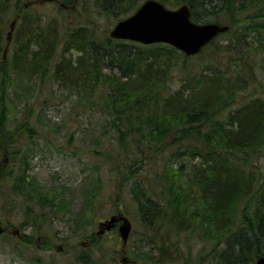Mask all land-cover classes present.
<instances>
[{"label":"trees","instance_id":"trees-1","mask_svg":"<svg viewBox=\"0 0 264 264\" xmlns=\"http://www.w3.org/2000/svg\"><path fill=\"white\" fill-rule=\"evenodd\" d=\"M139 1L134 4V0H118L117 4L124 7L122 17L136 9ZM159 1L173 6L186 3L191 19L198 23L211 21L209 16L218 23L224 20L229 27L226 32L232 31L235 36L227 40L233 43H227L222 50L213 47L214 37L193 55L211 56L209 71L199 70L194 84L181 83L175 91L164 83L166 56L162 54H167V58L178 55L181 52L176 48L164 43L138 46L127 40L113 45L114 39L106 31L103 38L96 40L89 26L70 23L72 18L62 15L49 18L36 11L33 4L29 6L30 0H0V125L6 120L5 104L14 71L42 76L51 73L60 76L64 83L79 87L105 85L104 107L114 117L113 124L121 122L124 130L133 133L128 141L139 157L137 175H142L129 179L133 183V200L150 227L145 236L160 251L158 259L145 253L141 260L162 264L184 261L174 259L173 254L163 256L170 251L168 244L162 245L163 234L174 231L197 233L201 239L220 242L215 246L221 245L220 251L208 264H254L264 254V95L244 99L237 93L242 81L239 75L233 77L224 70L225 54L239 53L244 58L240 72L256 76L250 53L239 45L244 31H238L239 20L235 16L264 0H247L250 4L245 5H237L238 0ZM65 3L60 9L72 11L73 0ZM220 8L223 10L214 11ZM261 15L256 18L261 20V27L259 23L251 27H259L260 48L248 49L264 52ZM10 16H17L14 51L10 60H3ZM67 51H71L72 58ZM261 68L264 72V65ZM97 70L104 75L98 76ZM238 97L241 103L236 105ZM135 127L140 128L138 135H134ZM4 128L0 127V151L4 147L26 163V148L17 143L25 129L30 133L36 130L31 128L29 119L22 118L9 133L10 141L3 142ZM166 155L169 160L160 169L153 168L155 157ZM6 169V163L0 160V192L2 181L9 179L18 184L25 178L24 173L14 176ZM36 197L41 210L49 201L51 208H56L58 204L53 203L58 201L61 205L59 191L53 200H49L50 194ZM90 260L79 259L82 264H94Z\"/></svg>","mask_w":264,"mask_h":264},{"label":"rangeland","instance_id":"rangeland-1","mask_svg":"<svg viewBox=\"0 0 264 264\" xmlns=\"http://www.w3.org/2000/svg\"><path fill=\"white\" fill-rule=\"evenodd\" d=\"M66 1L30 0L29 6L33 4L36 11L49 18L62 15L71 17L70 23L89 26L96 40L103 38V31L108 34L124 14V7L117 4L118 0H73L72 11L61 10L60 6L67 5ZM166 4L175 8L181 3L176 6ZM245 4L250 3L247 0L237 2V5ZM263 6L261 1L252 9L238 12L235 16L239 20L238 31H244L242 37L237 36L241 38L239 45L250 53L249 59L256 76L250 77L240 72L243 70V54H225L224 72L233 77L239 75L242 81L237 93L244 99L264 95V72L261 68L264 65V52L248 49L260 48L257 36L262 34L257 29L261 27V20L256 18L264 13ZM104 8L116 12L108 13ZM219 10L223 9L214 11ZM13 18L10 16L9 23ZM208 20L215 22L213 16H209ZM219 23L224 24L225 21ZM257 24V31L251 28ZM16 26L17 20L12 38L2 54L3 60H10L9 56L14 51ZM232 34V31L218 34L213 47L222 50L227 43H233L227 41L235 37ZM122 41L126 40L114 39L111 43L114 45ZM130 43L141 45L133 41ZM66 54L71 56L72 53L67 51ZM177 54L179 56L169 58L167 54H162L166 56L164 83L172 91L184 82L185 85L187 82L194 84L199 70L203 73L209 71L207 67L211 61V56L206 58L205 54L185 58L182 52ZM73 55L77 57V54ZM96 72L98 76L104 75L102 70L101 73L99 70ZM10 76L8 101L5 104L7 114L3 124L6 127L0 125L4 128L1 132L5 134L3 142L10 141L9 133L22 118L29 119L36 133L25 129L17 143L22 149L26 148L27 164L20 160L18 154L10 155L4 147L0 151V160L7 166L5 171L11 170L14 176L17 172L20 175L24 173L25 176L23 182L19 180L18 184L9 179L2 181L0 218L5 231L0 235V264H82L79 259H91L90 262L94 264H162L141 260L145 259V253L158 259L160 251L145 236L150 227L141 218L133 200V183L129 179L142 176L136 172L139 160L137 151L128 141L133 133L124 130L121 122L113 124L114 117L104 107L102 90L106 91L103 89L105 85L79 87L64 83L60 76L51 73L42 76L40 73L14 71ZM238 99L236 105L241 103V99ZM139 133L140 128H137L134 135ZM11 144L12 147L16 145L14 141ZM168 160L167 155L155 157L152 166L160 169ZM58 191L62 196L61 205L58 201L53 203L58 206L51 208L49 201L41 210L36 196L50 194L49 200H53ZM156 191L159 192V189ZM55 210L58 211L53 212ZM113 213L126 215L131 221L132 228L125 244L116 227L109 231L100 230L99 223ZM163 236L165 240L162 245L168 244L170 250L163 256L173 254L174 259H184L187 264H208L209 259L215 258L221 249V245L215 247L220 242L213 238L201 239L197 233L176 234L173 231ZM184 261L173 264H186Z\"/></svg>","mask_w":264,"mask_h":264},{"label":"water","instance_id":"water-1","mask_svg":"<svg viewBox=\"0 0 264 264\" xmlns=\"http://www.w3.org/2000/svg\"><path fill=\"white\" fill-rule=\"evenodd\" d=\"M10 24L8 39L14 27ZM228 29V25L216 22L197 23L191 19L187 4L170 9L158 0H144L130 15L118 20L109 30V36L115 39H128L142 44L164 42L181 50L186 55L197 53L217 34ZM122 243L125 244L131 231V221L122 214H112L101 222L109 230L115 223ZM5 230L0 220V234ZM17 232V230H15ZM254 264H264V254Z\"/></svg>","mask_w":264,"mask_h":264},{"label":"bare ground","instance_id":"bare-ground-1","mask_svg":"<svg viewBox=\"0 0 264 264\" xmlns=\"http://www.w3.org/2000/svg\"><path fill=\"white\" fill-rule=\"evenodd\" d=\"M261 256V255H260Z\"/></svg>","mask_w":264,"mask_h":264}]
</instances>
